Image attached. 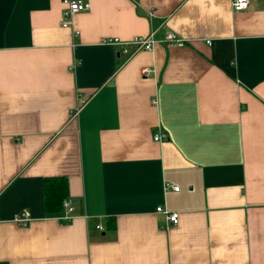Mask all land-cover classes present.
Segmentation results:
<instances>
[{"label":"crops","instance_id":"obj_1","mask_svg":"<svg viewBox=\"0 0 264 264\" xmlns=\"http://www.w3.org/2000/svg\"><path fill=\"white\" fill-rule=\"evenodd\" d=\"M87 1L0 0V264H264V0Z\"/></svg>","mask_w":264,"mask_h":264},{"label":"built area","instance_id":"obj_2","mask_svg":"<svg viewBox=\"0 0 264 264\" xmlns=\"http://www.w3.org/2000/svg\"><path fill=\"white\" fill-rule=\"evenodd\" d=\"M249 0H233L231 3V8L234 12H240L241 10H245L248 7ZM61 5H63L62 10V19H64L62 23V28H68L70 26L71 17L82 11H85L89 8V4L87 0H61ZM154 32L146 37L133 38L130 41L122 42L118 38H113L112 40H105V43L110 45H119L121 46V53L126 57L141 51H150L154 47ZM162 41L166 44H171L173 46H182L183 43L179 40L172 32H167ZM144 73L147 70H143ZM167 136L164 132L157 129L153 134V141L159 142L166 140ZM178 187H174L173 191H178ZM65 208V214L61 217L62 220H70V216L68 215L72 211V205L68 201L63 202ZM157 213H163L166 216L167 223L171 225H176L178 221L177 213L168 212L167 210L161 208L156 209ZM28 213L24 212L15 218V221L23 226L27 225L28 221ZM95 228L99 231L103 230L100 224H97Z\"/></svg>","mask_w":264,"mask_h":264},{"label":"trees","instance_id":"obj_3","mask_svg":"<svg viewBox=\"0 0 264 264\" xmlns=\"http://www.w3.org/2000/svg\"><path fill=\"white\" fill-rule=\"evenodd\" d=\"M45 212L48 215H57L64 210V201L69 199L68 182L65 177H47L43 180ZM115 228L113 218L105 219L104 230L112 233Z\"/></svg>","mask_w":264,"mask_h":264}]
</instances>
